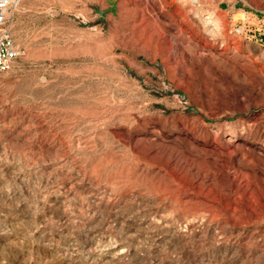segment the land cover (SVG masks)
Returning <instances> with one entry per match:
<instances>
[{"label": "rangeland", "instance_id": "obj_1", "mask_svg": "<svg viewBox=\"0 0 264 264\" xmlns=\"http://www.w3.org/2000/svg\"><path fill=\"white\" fill-rule=\"evenodd\" d=\"M12 1L0 264H264V0Z\"/></svg>", "mask_w": 264, "mask_h": 264}, {"label": "built area", "instance_id": "obj_2", "mask_svg": "<svg viewBox=\"0 0 264 264\" xmlns=\"http://www.w3.org/2000/svg\"><path fill=\"white\" fill-rule=\"evenodd\" d=\"M13 6L14 1L12 0H0V73L9 72L12 69L14 62L22 55L19 47L16 46L13 41L9 29ZM262 14L263 12H259L258 14L253 15L256 16L254 20L258 22L259 30H251L250 27L252 23L251 19L248 18L242 26L234 28L233 34L247 35L253 33L252 38H254L264 49V15L262 16Z\"/></svg>", "mask_w": 264, "mask_h": 264}, {"label": "crops", "instance_id": "obj_3", "mask_svg": "<svg viewBox=\"0 0 264 264\" xmlns=\"http://www.w3.org/2000/svg\"><path fill=\"white\" fill-rule=\"evenodd\" d=\"M233 12H234V17L238 18L237 20L246 21L248 18H251V13L249 14V12H247V11H245V10L239 8V7L234 6L233 7ZM251 23H252L251 27H250L251 30L257 31V30L260 29L258 22H256L254 19L251 21Z\"/></svg>", "mask_w": 264, "mask_h": 264}, {"label": "bare ground", "instance_id": "obj_4", "mask_svg": "<svg viewBox=\"0 0 264 264\" xmlns=\"http://www.w3.org/2000/svg\"><path fill=\"white\" fill-rule=\"evenodd\" d=\"M118 225H119V224H118ZM127 226H128V225H127ZM91 232H92V231H91ZM98 232H99V231H98ZM92 236H93V235H92ZM90 238H91V237H90ZM89 243H90V242H89ZM95 244H96V243H95ZM85 248H86V247H85ZM85 248H84V249H85ZM83 253H84V252H83ZM80 255H81V254H80ZM76 257H77V256H76ZM92 258H93V257H92ZM87 259H88V258H87ZM116 261H117V260H116Z\"/></svg>", "mask_w": 264, "mask_h": 264}]
</instances>
